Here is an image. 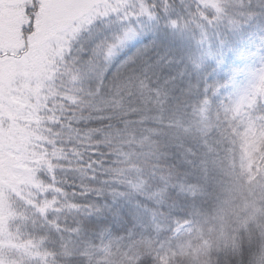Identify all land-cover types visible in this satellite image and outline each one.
Wrapping results in <instances>:
<instances>
[{"label":"rangeland","instance_id":"rangeland-1","mask_svg":"<svg viewBox=\"0 0 264 264\" xmlns=\"http://www.w3.org/2000/svg\"><path fill=\"white\" fill-rule=\"evenodd\" d=\"M3 1L5 3H2ZM20 1L22 5L18 0H0V20L3 19L1 13L8 12V17L4 18L7 21L0 22V28L5 25L9 31L8 34L4 30L0 32V41L15 38V41L18 42L19 39L18 43H20V47L14 45L12 47L14 49H0V91H2L0 128L5 120H8L7 117L18 121L23 129L26 128L30 133L27 140L29 150L33 153V155L29 154L33 162L24 165L31 177L27 180V185L23 186L26 191H21L25 192L23 199L19 201L10 199L8 202L14 207L17 216L16 222L13 221L15 228L27 230L32 228L28 226V222L32 219L39 220V213L31 210L32 205L38 202L36 194L38 186L49 189L55 186L61 192L67 190L62 184L64 179L52 184V179L45 176L43 168L62 167L66 163L63 150L75 147L82 150V154L75 166L64 171L69 184V189L64 195L68 200L79 205L75 212L81 216V225L84 226V228L79 227V232L100 228L103 234L96 241L94 248L86 247L84 250L89 259L97 257L95 260L99 259V264H216L222 254L234 247L237 233L244 231L243 229L258 214L263 202L264 0H245L238 7H234L237 10L246 9L258 16L256 25L251 31L253 32L251 44L245 50V57L234 71L208 67L204 74L210 84L205 90L207 99L202 100L196 108L192 106V113L200 108L197 112L198 115L201 113L200 117L195 114L197 117L193 118L194 121L185 123L176 116L173 124L172 116L168 114L166 118L156 123L162 133L168 134L164 141L145 135L119 136L113 134L116 130L110 131V124L104 121L105 115L110 121H115L120 115L132 119V113L137 115L140 109L138 120L141 122L148 120L145 107L139 106L138 98L141 99V95L147 91L151 93L158 90L151 85L153 80H157L151 72L157 62L151 60L150 69L142 75L129 63L136 62V58H141L142 53L145 55L151 51L155 48L153 46L155 44L145 49H136L135 53L129 55V59L118 65L112 73L110 69L113 68V64L110 60L107 62L98 60L100 41L113 40L110 45L116 41L117 48L127 53L131 46L137 43L136 39H139L137 30L133 28L135 26L133 19L123 24L124 27L131 28L127 39L131 41L130 44L120 38L119 22L111 20L100 24L102 30L98 38V4H107L113 9L117 1L121 0H59L63 7L58 10L56 19L52 18L51 13V2L55 3V0ZM23 5L27 6V10H23ZM83 6V9L77 11ZM132 6L135 15L148 13L151 8H155L154 4L136 2H133ZM200 8L206 10L209 15L215 14L216 8H219V11L223 10L222 12L228 10L226 4ZM91 16H94V19L90 21ZM166 16L171 20L173 12H167ZM58 18H65L58 23L60 27L54 24ZM179 18H182V15H179ZM11 19L16 22L13 23ZM150 20L153 21L152 18ZM169 24L174 29L182 27L175 20L170 21ZM88 25H90L89 29H86ZM48 27L50 28L47 32L57 27L55 32L57 34L55 37H53L55 34H49V37L44 39L45 44L42 47L45 48L49 44L47 48L50 50L47 54L44 51L42 53L46 54L52 67H58L56 71H52L57 81L68 84L57 82L56 85L65 92H71L69 89L73 90L71 93L73 97L70 99L64 97L65 95L62 96L64 92H58L61 95L55 99L49 98V106L55 105L52 114L47 112L49 108L42 107L46 105L39 103L33 95L28 96L27 108L22 107L25 104L16 106L13 102L14 98L7 99L3 85V82L7 81L12 88H20L11 62L15 58L21 59L26 54H40L41 46L37 50L35 46L30 48V45L33 38L36 39L34 34L38 33L42 40ZM206 27V23L200 25L202 30ZM65 29L71 32L62 45L71 51L73 57L64 55L61 51L62 46H58L55 41L64 34ZM154 30L155 27L152 28V31ZM187 32L192 44L200 38L199 33L194 34L190 27L187 28ZM171 33L170 31L164 34V42L175 43L180 48L178 33ZM52 39L54 41L48 43ZM105 47L104 45L103 51H107ZM15 49L18 51L21 49L22 52L16 54ZM75 57L78 60H75ZM158 58L161 59L159 62H163L164 59H172V56L167 53ZM180 58L193 59V56L182 49ZM127 67L128 74H121V71ZM100 69L101 75L96 76L95 73ZM109 74H114L115 78ZM166 77L165 74L164 79ZM28 79L26 73V80ZM47 86L54 90L50 85ZM104 90L117 91V95H121L124 91L129 93L123 96L119 103L114 102L116 107L112 110L108 109L106 113L105 104L110 102L105 98L114 96L105 92L107 95L104 98L100 94ZM192 91L189 88L186 101L196 104L200 97L193 98ZM164 94L165 92L162 93L163 96ZM144 99L147 100V108H156L160 105L161 112L164 113V105L160 98L153 101L149 95ZM33 112H36L35 115ZM194 128L195 130L192 131ZM152 129L150 131H153ZM177 133L182 134L184 138L181 137L182 135L178 138ZM205 139L210 141L208 146L204 144ZM127 142L133 145L140 143L139 145L146 148L136 158L132 157L131 152L121 153L116 157L119 148ZM10 153L19 156L17 159L20 160L21 151H12L9 140L0 133V160L5 159ZM184 157L186 161H183ZM142 160H146V163L142 164ZM141 165L145 166L144 175L152 181H161L160 184H163L170 182L165 178L166 175L173 177L171 182L174 186L170 185L168 190L182 188V193H179V190L175 193V195L179 193L175 204L174 201L173 203L169 201L165 207L158 208L152 203L149 193L157 191L156 183L150 184L149 188L128 186L130 183H126L125 179L135 173L133 168H141ZM150 166L154 167V170H150ZM90 169L97 171L98 175H93ZM0 173L3 174L2 177L5 176V171L0 170ZM88 192L96 196L86 195ZM6 197L5 189L0 187V201L5 205V209H7ZM166 199L161 196L163 203ZM92 202L97 203V207L88 209L92 207ZM23 203H27L28 209L25 210L26 205ZM117 209L122 211L120 222H114L112 216ZM50 211L47 215L51 222L62 226L64 223L61 222H67L68 215ZM102 214L106 219L102 218ZM13 224L9 217L0 218V228L10 236L16 234ZM40 227L41 237L49 234L50 229L52 231L50 236L56 237V234H52L54 229L46 223H41ZM89 261L86 259L85 264H89ZM1 262L31 264L32 259H28L21 251L0 245V264ZM258 262L264 264V244ZM33 264H41V261L34 259ZM71 264L80 263L77 259H73Z\"/></svg>","mask_w":264,"mask_h":264},{"label":"trees","instance_id":"trees-1","mask_svg":"<svg viewBox=\"0 0 264 264\" xmlns=\"http://www.w3.org/2000/svg\"><path fill=\"white\" fill-rule=\"evenodd\" d=\"M18 1L19 3L21 2L20 0ZM242 1L245 2V0H235L232 2H227L225 0H124L123 3L125 6L129 4V10H121L117 5H115L117 8L113 9H110L107 4L100 5L97 11L99 19L98 38L100 37V31L102 30L100 24H103L106 20H111L112 22H119L120 38L123 39L122 41H126L127 44H130L131 41H128L127 39L129 35L128 32L131 28L130 26L124 27L123 24L129 23L128 21L132 19L135 22V26L133 28L137 30L139 38L136 39L137 43L131 46L129 52L127 53L125 50L117 48L118 43L115 44L116 41L111 43V45L110 42L113 40L105 42L100 41L98 43V60H103V62H107L108 60L111 61L113 68L110 69V73H112L118 65H121L129 59L128 56L133 55L136 49H145L151 44H155L153 45L155 48L148 51L145 55L142 53L143 55L141 58H136L137 63H129L132 68H136L137 73L142 75L150 69L151 65H149V62L151 60L157 62L152 67L154 70H151L157 80H153L151 85L158 90L151 91V93L147 91L144 95H141V99L138 98L140 100L139 106L143 105L145 107L146 119L148 120L143 122L138 120L137 116L141 114V109L139 107L138 108L140 110L137 115L132 113V119H127L120 115V117H118L115 121H110L108 116L105 115L104 121H108L110 124L109 130L112 131L115 129L116 131L113 134L119 136H125L128 134L145 135L153 136L158 140L164 141L165 136L168 134L167 132L162 133V130L157 128L156 123L159 120L166 118L168 114L172 116L173 124L175 123L176 116L184 120L185 123L194 121V117H200L201 113L199 115L197 114L200 108L196 109V111L192 113V106L196 108L198 104H201L202 100L204 101L207 99L205 90H207L209 83L206 81L204 74L208 67L216 69H229L233 71L237 70V66L245 57V50L251 44L250 39L253 34L251 31L256 25L255 22L258 20V16L246 9L237 10L234 8L235 6L238 7ZM131 2L132 4L133 2L138 4L143 3L146 5L154 4L155 8H151L152 10H149L148 13L142 12L139 15H135L133 12L135 9ZM156 4H160V6L157 7ZM224 4L228 6V10L222 12L223 10L219 11V8H216V13L213 15L207 14L205 12L206 10L203 11L200 8L202 7L203 9H206L212 5L222 6ZM20 5L22 4L20 3ZM60 7L63 6L59 3V0H55L54 7H52L51 10L52 18L54 17L56 19V15H58L57 13ZM23 10H27L26 5H23ZM167 12H173L171 20L169 16L167 19ZM4 13L6 12L1 13L3 19L6 18ZM179 15H182V18H179ZM150 18H152L153 21H151ZM3 19L0 20V22L4 23L7 21ZM92 19H94V16L89 18L90 21ZM64 20L65 18H58L54 23L55 26L58 25V27H60L58 23ZM172 20L178 21L182 27L178 29L172 28L169 24ZM14 21L13 23L16 22ZM202 23L207 24V27L204 30L200 28ZM89 26L90 25H88L86 29H89ZM153 27H155L156 30L152 31ZM189 27L193 29L194 34L199 33L200 38L195 40L194 44L190 42V38L187 35V28ZM49 28L50 27L46 29L42 40L38 36V33L34 34L36 39H31L32 43L30 48L35 46L38 50L41 46V51L39 52L40 54H26L21 59L15 58V60L11 62L13 73L15 74L16 79H18L17 83L20 85V88H12L10 83L7 81H4L3 85L6 90L7 99L14 98L13 102L16 106L25 104V106L22 107L27 108L26 103H28V96L33 95L39 103L46 105L42 107H48L49 109H47V112L52 114V109L55 105H52L53 107L49 106V98L55 99V97L61 95L58 92L66 93H63L62 96L65 95L64 97L68 99L73 96L67 90V92H65L57 85L53 86L50 84L52 79H57L54 75L55 73L52 75V71H56L58 67H52V63L47 60L45 56L50 50V48H47L49 44H47L45 48L42 47L45 44V40L49 37L48 35H54L55 32H57V27L54 28L55 30L53 29V33H51L53 30L47 32ZM2 30L6 31L7 34L9 32L5 25L0 28V32ZM169 30L172 32L171 34L178 33L180 38L179 42L181 44L180 48L175 43L167 44V42H164L163 36L165 33L170 32ZM69 32L71 31L65 29L64 34L56 38L55 41L58 46H62L61 51L64 55H72L73 57L71 51L65 49L62 45ZM56 34L53 37H55ZM175 35H173V37ZM17 40L19 42V39ZM53 41L54 40L52 39L48 43H52ZM18 42L15 41V38H6L3 41H0V49H14L12 48L14 45L15 47H20V43ZM104 45L106 46L105 49L107 51H103ZM182 49H184L188 55H192L193 59L180 58ZM42 51L46 54L42 53ZM14 52L16 54H20L22 50L20 49L18 51L15 49ZM167 53L172 56V59H164L163 62H159L161 59L158 57L165 56ZM176 55L178 56L175 58ZM74 59L78 60L77 57ZM129 63L128 66L130 67ZM101 68H103V66H101ZM26 73L29 77L28 80H26ZM123 73L128 74V67L121 71V74ZM105 74L107 73L105 72ZM165 74L167 77L164 79ZM95 75L100 76L101 69L100 71L98 70V73L96 72ZM109 76L115 78L114 74H109ZM13 79H15V77ZM96 83H98V79H96ZM47 85H50L54 90H51ZM189 88L193 90V98L200 97L198 101L196 99V104H190L186 101V95H188ZM105 92L114 97L105 98L107 95ZM163 92H165L164 96L162 95ZM0 93H2V91H0ZM128 93L129 92L124 91L121 95H117V91L113 90H104V92L100 93L106 101L110 102L105 104L107 109L105 112L107 113L108 109L112 110L116 107L114 102L119 103V100L123 96L128 95ZM149 95H151V99L153 101L159 98L161 99L165 109L163 114L161 112L160 105L156 108H147V100L144 98ZM35 113L36 112H33V115H35ZM195 114H197V116H195ZM153 115H156V117ZM7 118L8 120H5V123L0 128V133L9 140L12 151H21V157L19 160L17 159L19 156L10 153L5 157V159L0 160V170L5 171L4 177H2L3 174L0 173V187L5 189L7 196V209H5V205L0 201V218L9 217L13 224V221L16 222L17 216L15 214L14 207L10 206L8 202L10 199H15L17 201L23 199L25 192L21 191H26L23 186L27 185V180L31 177V174L24 165L29 162H33L29 158V154L33 155V153L29 150L27 140L30 133L26 130V128L23 129L22 125L18 121L12 120L10 117ZM121 122L122 124H120ZM117 123L119 124L117 125ZM63 124H66V122H63ZM151 128H153V131H150ZM194 130L195 128L192 131ZM179 135L182 134L177 133V137ZM181 137L184 138L183 135ZM209 143L210 141L208 139L204 140L205 145L208 146ZM139 144L140 143L133 145L131 142H127L119 148L120 151L115 154V156L118 157L121 153L126 154L131 152L133 153L132 157L136 158L146 148L145 146ZM166 144L170 145V143ZM172 145L175 147L174 144ZM63 152L66 157L64 160L66 162L65 165L57 168L47 167L43 168V170L46 173L45 176H49L52 179V184L58 183L60 179H64L62 184H64L65 188L68 190L69 184L67 182V175L64 174V171L75 166V163L78 162L77 159L82 154V150L72 147L68 150H63ZM80 160H82V157ZM145 161L146 160H142V164H145ZM183 161H186V157L183 158ZM144 167L145 166L141 165V168H133L135 173L125 179L126 183H130L128 186H132L133 188H149L150 184L156 183V186L158 187L156 189L157 191L151 192V194L149 193L150 196L147 194L152 203L158 208L165 207L169 201L172 203L174 201L175 204L178 201L177 197L179 193H182V188L173 191L168 190L170 185L174 186L173 182H171V178L173 177L166 175L165 178H167L170 182L160 184L161 181H152L149 177L144 175ZM14 170L19 172H15ZM150 170H154V167L150 166ZM90 172L93 175H98L97 171L94 169H90ZM262 174L264 176V168L262 169ZM160 175L162 176L161 172ZM67 190L61 192L55 186L52 189L38 186L36 194L39 203L36 202L37 204H33L31 210L39 213V220L37 221L32 219L28 222V226L32 228L27 230H18L13 224L16 234L12 236L8 235L5 230L0 228V245H5L25 253L28 259H32L31 264H33L34 259L40 260L41 264H71L73 259H77L80 264H85L86 259L87 261L90 260L89 264H99L100 260H95L97 257L89 259L87 252L84 253V250L86 247L94 248L98 238L103 236L101 233L102 229L98 228L91 229L83 233L79 232L80 226L84 228V226L81 225V216L75 212L76 209L79 208V205L65 197L64 194ZM178 190L179 193L175 195ZM86 195L91 197L96 196L94 194L92 196L91 192H88ZM174 195L175 198L173 199ZM161 196L167 198L164 203L161 201ZM262 200L263 202H261L258 214L252 219L249 225L243 229V232L239 234L237 233V237L234 241L235 244L233 245L234 247L225 254H222L216 264H259L258 259L263 252L264 244V194ZM96 201H98V199ZM23 204L26 205L25 210L28 209L27 203ZM91 206L92 207H88V209L93 207L96 208L97 203L92 202ZM49 210L59 214L68 215L67 222H61L64 223L63 226L59 223L51 222L48 217ZM121 213L122 211L118 209L112 213L114 222L122 221ZM101 216L106 219L103 214ZM41 223H46L49 227L53 228L54 231L52 234H56V237L50 236V233L52 232L50 228L49 234H47L48 231H45L47 232V235L41 237L39 235V233L42 232L40 227ZM35 225L36 227H34ZM43 255H46V257ZM1 264L10 263L1 262ZM23 264L28 263L25 262Z\"/></svg>","mask_w":264,"mask_h":264},{"label":"flooded vegetation","instance_id":"flooded-vegetation-1","mask_svg":"<svg viewBox=\"0 0 264 264\" xmlns=\"http://www.w3.org/2000/svg\"><path fill=\"white\" fill-rule=\"evenodd\" d=\"M124 0H121V1H117V3H116V5L117 6H119V8L121 9V10H129V4H127L126 6L124 5ZM3 3H5V1H3ZM132 4V3H131ZM101 5H103V4H101ZM51 6L53 7L54 6V3H53V1L51 2ZM100 5L98 4V7H99ZM117 6L116 7H114V8H117ZM84 8V6L83 7H81V8H79L77 11H80L81 9H83ZM4 16L7 18L8 17V12H6V13H4Z\"/></svg>","mask_w":264,"mask_h":264},{"label":"bare ground","instance_id":"bare-ground-1","mask_svg":"<svg viewBox=\"0 0 264 264\" xmlns=\"http://www.w3.org/2000/svg\"><path fill=\"white\" fill-rule=\"evenodd\" d=\"M57 82H58V83H64V82H60L59 80L57 81V79H54V80L52 79V81H51L50 84H52V85L54 86V85L57 84ZM64 84H65V85H68L67 83H64ZM57 85H58V84H57ZM68 87H69V86H68ZM69 88H70V87H69ZM67 90H68V89H67ZM69 91H71V92H70V94H71L73 90H72V89H71V90L69 89ZM71 95L73 96V94H71Z\"/></svg>","mask_w":264,"mask_h":264}]
</instances>
